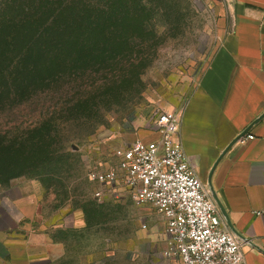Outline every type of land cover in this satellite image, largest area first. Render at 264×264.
<instances>
[{
	"label": "rangeland",
	"instance_id": "374dc122",
	"mask_svg": "<svg viewBox=\"0 0 264 264\" xmlns=\"http://www.w3.org/2000/svg\"><path fill=\"white\" fill-rule=\"evenodd\" d=\"M100 1L102 43H89L87 62L102 71L66 96L53 83L0 86V264H164L154 208L97 201L88 170L183 109L228 17L213 0Z\"/></svg>",
	"mask_w": 264,
	"mask_h": 264
},
{
	"label": "crops",
	"instance_id": "0c3cea01",
	"mask_svg": "<svg viewBox=\"0 0 264 264\" xmlns=\"http://www.w3.org/2000/svg\"><path fill=\"white\" fill-rule=\"evenodd\" d=\"M213 1L227 26L182 109L180 136L242 264H264V0Z\"/></svg>",
	"mask_w": 264,
	"mask_h": 264
},
{
	"label": "built area",
	"instance_id": "2783aa9c",
	"mask_svg": "<svg viewBox=\"0 0 264 264\" xmlns=\"http://www.w3.org/2000/svg\"><path fill=\"white\" fill-rule=\"evenodd\" d=\"M182 117L183 110L161 112L153 139L116 148L111 162L90 167L94 198L151 205L164 224V264H242L240 240L223 228L218 205L184 150Z\"/></svg>",
	"mask_w": 264,
	"mask_h": 264
},
{
	"label": "trees",
	"instance_id": "16d2710c",
	"mask_svg": "<svg viewBox=\"0 0 264 264\" xmlns=\"http://www.w3.org/2000/svg\"><path fill=\"white\" fill-rule=\"evenodd\" d=\"M102 10L100 0H0V86L10 79L53 83L66 96L75 79L102 71L100 62H87L89 43H102Z\"/></svg>",
	"mask_w": 264,
	"mask_h": 264
}]
</instances>
